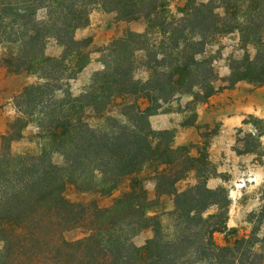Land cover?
I'll list each match as a JSON object with an SVG mask.
<instances>
[{"label": "trees", "instance_id": "16d2710c", "mask_svg": "<svg viewBox=\"0 0 264 264\" xmlns=\"http://www.w3.org/2000/svg\"><path fill=\"white\" fill-rule=\"evenodd\" d=\"M158 1L0 0V43L17 46L7 63L39 79L15 95L19 114L0 135V264H264V249L255 248L264 237L256 233L228 245L215 242L214 232L226 225V189L210 188L202 179L177 190L176 182L188 169L183 164L193 157L183 155V146H172L173 130H154L149 121L174 98L191 96V110L214 92L217 75L205 48L216 34L238 31L240 40L254 48L253 55L245 51L232 60L231 82L264 83V0H187L181 16L171 20L164 18ZM94 5L115 11L122 20L144 17L161 38L151 42L146 30L114 39L106 47L104 68L93 73L83 93L72 96L67 81L87 61V41L77 40L74 32L88 24ZM41 9L45 16L38 18ZM50 38L62 47L58 57L45 53ZM138 51L145 53L146 80L134 77ZM117 95L135 97L121 105L119 117L106 116L99 128L84 119L86 109L102 112ZM29 122L37 128L40 151L11 152V142ZM252 124L254 131L245 134L248 142L238 153L261 146L264 127ZM55 153L61 163L52 160ZM148 162L157 165L156 193L173 197L171 234L161 215L147 214V194L136 171ZM127 177V188L109 206L72 203L63 195L69 179L88 190L99 187L105 195ZM212 205L216 212L205 214ZM86 215L88 235L66 241L62 232ZM148 226L152 237L136 246L133 236Z\"/></svg>", "mask_w": 264, "mask_h": 264}, {"label": "rangeland", "instance_id": "374dc122", "mask_svg": "<svg viewBox=\"0 0 264 264\" xmlns=\"http://www.w3.org/2000/svg\"><path fill=\"white\" fill-rule=\"evenodd\" d=\"M186 2L187 0H159L158 4H163L159 7L165 11L164 18L171 20L181 16ZM36 16L44 17L45 10H38ZM154 21H151V24H157L158 20ZM149 22L144 17L122 20L115 11L105 10L99 5L92 6L89 10L88 24L74 32L77 40L87 41L84 45L87 61L80 71L67 81L66 88L71 95L78 96L83 93L88 88L93 73L104 68V63L108 60L106 47L114 39L128 31L149 30L150 41L154 43L157 41L158 44L161 36L157 33L156 27L150 28ZM61 51L62 47L53 38L46 41L45 53L48 56L58 57ZM205 51L213 58V67L217 75L214 92L206 99L190 106L191 110L187 107L191 96L181 95L164 104L153 115H159L160 118L168 115L172 117V127L164 128L173 130L172 146H183V155L193 157L184 162L183 167L188 169L184 177L176 182V189H186L202 179L206 180L210 188L223 186L226 189L229 198L226 225L225 228L214 232L215 242L219 245H228L235 239L250 236L252 233H256L262 239L264 218L260 214L264 212V134L260 137L261 146L256 148V152L238 153L236 150H243L244 144H247L245 134L254 131L252 122L259 128L264 127L263 121L253 119L257 117L264 120V83L248 80H237L232 83L229 78L232 60L242 57L245 51L253 55L254 48L250 43L240 40L238 31H233L210 37ZM16 52L15 44L0 43V135L9 129L11 122L19 114L14 104L15 95L24 86L39 81L36 74L27 70H16L7 63ZM144 59L143 51L135 53L134 77L141 80L149 77V71L143 64ZM134 99V96H114L102 112H90L86 109L84 119L95 128L102 127L106 116L119 117L121 105ZM138 100H141L140 97ZM151 127L154 130H163L152 125ZM10 146L11 152L15 154L38 153L41 140L37 137L34 123L29 122L22 129L21 136L14 139ZM52 160L61 163L62 158L55 153ZM181 167L182 165L178 168ZM156 168L155 162L145 163L136 171V176L143 179L142 185L149 205L147 214L161 215L165 232L171 234L172 220L168 212L173 209V197L156 193L154 178ZM128 182L129 178H124L116 190L104 195L99 187L88 190L78 181L69 179L64 186L63 195L72 203L88 205V202L95 201L99 206L105 207L127 188ZM216 210L217 207L212 205L205 214H212ZM86 211L88 215V210ZM87 215L62 232V237L66 241L75 242L88 235ZM152 235L153 229L148 226L134 235L132 241L136 246H143ZM2 245L0 241V249ZM255 248L264 249V241H258ZM191 264L209 263L199 260Z\"/></svg>", "mask_w": 264, "mask_h": 264}, {"label": "crops", "instance_id": "0c3cea01", "mask_svg": "<svg viewBox=\"0 0 264 264\" xmlns=\"http://www.w3.org/2000/svg\"><path fill=\"white\" fill-rule=\"evenodd\" d=\"M170 117L171 116L168 115L164 117L161 116L160 118L159 115H152L150 116V123L153 127L158 128V129L170 128L173 125L172 117L171 118Z\"/></svg>", "mask_w": 264, "mask_h": 264}]
</instances>
